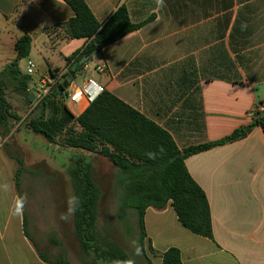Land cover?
Segmentation results:
<instances>
[{"label": "crops", "instance_id": "obj_1", "mask_svg": "<svg viewBox=\"0 0 264 264\" xmlns=\"http://www.w3.org/2000/svg\"><path fill=\"white\" fill-rule=\"evenodd\" d=\"M85 1L101 24L121 5L133 23L145 24L81 66L83 60L68 59L89 40L68 37L62 25L75 12L64 0H0V73L17 56L15 43L28 34L31 51L20 60V69L24 73L32 59L36 70L28 89L50 84L44 122L57 142L33 133L30 125L20 127L36 101L26 107L22 97L7 95L21 115L6 137L0 132V185H9L7 192L0 189V264H52L63 256L37 244L47 256L43 260L24 231L25 207L21 216L12 215L10 208L17 197H23L20 178L34 169L29 165L38 166L33 174L45 178L46 185L67 175L34 155L28 167L22 165L18 186L15 160L19 163V152L33 153L34 147L18 143L15 149L16 134L33 136V142L39 138L55 152L87 155L95 165L94 156L99 154L64 145L71 124L67 110L77 118L90 105L82 98L77 103L66 100L59 92L66 79L68 88L83 87L94 79L167 131L181 151L245 129L243 138L185 159L190 175L207 196L213 238L185 228L170 203L164 210H146L145 250L152 264H162L163 253L171 247L180 250L183 264H264V132L260 126L249 128L257 106L264 104V0H164V7H157L155 0ZM101 66L104 71L98 69ZM70 72L75 73L73 78ZM112 170L107 174H119L114 165ZM110 188L116 191L118 184L112 182Z\"/></svg>", "mask_w": 264, "mask_h": 264}, {"label": "trees", "instance_id": "obj_2", "mask_svg": "<svg viewBox=\"0 0 264 264\" xmlns=\"http://www.w3.org/2000/svg\"><path fill=\"white\" fill-rule=\"evenodd\" d=\"M72 7L75 16L62 27L70 38H86L89 42L78 53L68 59L84 61L95 52L112 44L131 32L139 29L145 22L135 24L131 21L126 6L121 5L104 24H101L89 8L85 0H64ZM32 40L28 34L15 43L16 58L7 64L0 73V132L6 137L19 116L13 110L7 98L8 90L29 88L32 77L23 73L19 62L29 56ZM69 76L66 74L65 78ZM62 95L63 82L59 84ZM58 92V93H59ZM51 94L37 103L30 112V128L33 133L42 134L50 143L56 142L44 122L47 99ZM71 124L64 133V145L72 149H80L88 153L99 154L107 158L119 169L116 183L121 209L122 221L127 220L129 211L137 216L139 229V245L152 264L145 250V213L149 207L157 210L166 209L171 203L178 220L191 232L212 239V216L207 196L203 189L190 175L185 159L196 153L221 146L246 136L245 129H238L232 134L215 142L191 146L181 151L172 136L131 108L112 93L104 90L100 93L77 118L67 110ZM258 116V117H257ZM27 119V118H26ZM254 123L249 126H260L264 132V114L256 113ZM79 127L80 129H77ZM57 144V142H56ZM164 151L161 152L160 148ZM148 153H154L150 159ZM74 165L69 169V177L73 185V195L80 198L81 204L73 214L74 235L80 245L84 264H117L131 259L120 246L110 231L104 234L98 231V216L102 191L94 177L92 160L87 155L72 158ZM21 163V161H18ZM20 168L16 174L19 186ZM73 207H76L73 204ZM24 231L34 244L40 257L47 260L28 232L27 216L24 215ZM53 242H61L53 237ZM69 261L60 256L52 264H68ZM136 264V263H135ZM162 264H183L180 250L169 248L162 255Z\"/></svg>", "mask_w": 264, "mask_h": 264}, {"label": "rangeland", "instance_id": "obj_3", "mask_svg": "<svg viewBox=\"0 0 264 264\" xmlns=\"http://www.w3.org/2000/svg\"><path fill=\"white\" fill-rule=\"evenodd\" d=\"M92 71H94V64L90 63ZM86 74H84L85 76ZM83 79V77H82ZM80 78V80H82ZM7 95L9 98H14L17 94L13 90H8ZM65 97V94H64ZM26 108L23 107V111ZM17 116L21 115L18 111H15ZM14 120V119H13ZM30 115L21 124L20 127L25 128L29 125ZM16 123V120H14ZM14 147L18 143L24 144L26 148L31 149L34 147L33 153L31 152H19L20 160L23 162L14 163V181L18 180L16 174L22 165L25 167L31 164V160L35 157L47 159L52 163V166L57 170L66 171V177L56 176L48 184V181L42 176L33 174L35 168L38 166H30L31 169L28 173H22L21 183H23L24 191H21L23 197L26 196L25 211L27 216L28 231L31 233L36 244H39L40 248L48 251L50 254H61L69 258L72 264H84L82 261V254L80 251V245L74 235L73 215L68 221L61 219L62 213H67L68 210V198L73 195V186L69 184V169L74 165L72 158L74 157V151L64 150L55 152L53 146L47 147L43 144V140L35 138L33 142V136H26L24 133H18L14 137ZM25 148V149H26ZM30 160V161H29ZM94 177L102 191V198L100 201V210L98 216V231L104 234L109 227L113 229V235L115 241L124 248L129 254L132 260L136 264H146L145 256L135 255V249L132 245V241H138L139 243V229L137 227V216L135 212L129 211L127 220L122 221L120 215L124 213L121 209L119 198L116 195V191H112L110 184L116 182L117 175H108L107 172L112 173L113 164L101 157L100 155L94 156ZM28 167V166H27ZM26 168V167H25ZM34 170V171H33ZM45 179V180H44ZM17 184V183H16ZM66 184V185H65ZM69 184V185H67ZM46 185V186H44ZM73 206V205H72ZM53 237L58 239L61 244L56 245L53 242Z\"/></svg>", "mask_w": 264, "mask_h": 264}, {"label": "built area", "instance_id": "obj_4", "mask_svg": "<svg viewBox=\"0 0 264 264\" xmlns=\"http://www.w3.org/2000/svg\"><path fill=\"white\" fill-rule=\"evenodd\" d=\"M101 71H104V67L98 68ZM36 70V63L29 59L26 63L24 73L32 76ZM44 88L37 89L36 91V104L41 101L51 90V86L48 82L44 83ZM104 91V88L96 82L94 79H89L83 87H72L68 88L65 91V98L71 103H77L81 98L85 101L91 103L100 93ZM257 113L264 114V104H260L256 108Z\"/></svg>", "mask_w": 264, "mask_h": 264}, {"label": "clouds", "instance_id": "obj_5", "mask_svg": "<svg viewBox=\"0 0 264 264\" xmlns=\"http://www.w3.org/2000/svg\"><path fill=\"white\" fill-rule=\"evenodd\" d=\"M155 3L157 5V7H164V0H155ZM242 27H245L244 25H242ZM160 151L163 152L164 149L161 146ZM148 156L150 159H154L155 158V154L154 153H148ZM0 189H2L4 192L9 191V185L7 183L0 185ZM26 196L25 197H17L14 201L13 206L10 208V213L14 216H21L23 214L24 211V207L26 204ZM68 210L67 213H62L61 214V219L68 221L70 219V217L75 213L77 207L80 206L81 201L80 198L76 195H70L68 198ZM75 204L76 207H73L72 205ZM132 245L134 246L135 249V255L139 256L142 255V248L139 245L138 241L133 240ZM117 264H135V261L132 259H128L126 261L123 262H117Z\"/></svg>", "mask_w": 264, "mask_h": 264}, {"label": "water", "instance_id": "obj_6", "mask_svg": "<svg viewBox=\"0 0 264 264\" xmlns=\"http://www.w3.org/2000/svg\"><path fill=\"white\" fill-rule=\"evenodd\" d=\"M96 54H97V52H95L91 57L86 59L84 61V63L90 62L92 57ZM74 76H75V73L70 72V77L73 78ZM68 87H69V79H66L63 82V89L66 90V89H68ZM36 91H37L36 87L33 89L19 88V89L15 90L14 93L24 99V104L26 105V107H31L32 104L36 101V97H37ZM13 119H12V123H15L14 122L15 119L14 120Z\"/></svg>", "mask_w": 264, "mask_h": 264}]
</instances>
